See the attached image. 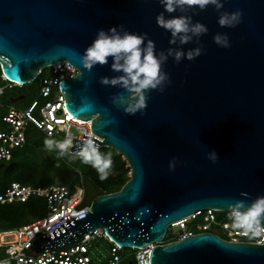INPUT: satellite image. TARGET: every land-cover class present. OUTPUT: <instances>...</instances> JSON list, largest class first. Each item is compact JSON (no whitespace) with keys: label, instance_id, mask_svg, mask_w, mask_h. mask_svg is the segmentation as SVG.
I'll return each mask as SVG.
<instances>
[{"label":"water","instance_id":"95a60500","mask_svg":"<svg viewBox=\"0 0 264 264\" xmlns=\"http://www.w3.org/2000/svg\"><path fill=\"white\" fill-rule=\"evenodd\" d=\"M237 9L242 22L232 29L217 25L211 7L193 15L208 29L200 39L203 54L179 64L169 59L164 70L171 85L149 94L143 116H128L109 100L118 89L98 83L118 73L107 64L88 72L80 56L98 29L117 25L147 33L157 50L167 49L169 34L155 24L163 10L158 0H0L2 77L25 86L41 71L68 63L77 74L58 86L64 110L89 123L99 147L116 152L130 170L112 194L83 181L85 217L66 220L31 251L62 248L99 229L117 246L138 249L159 243L171 224L198 211H229L238 200L264 196V0H226L222 11ZM216 33H227L231 47H217ZM211 150L219 157L215 164L206 159ZM172 157L178 165L169 172ZM149 263L264 264V244L202 233L155 245Z\"/></svg>","mask_w":264,"mask_h":264},{"label":"built area","instance_id":"2783aa9c","mask_svg":"<svg viewBox=\"0 0 264 264\" xmlns=\"http://www.w3.org/2000/svg\"><path fill=\"white\" fill-rule=\"evenodd\" d=\"M43 72L45 76H42ZM76 74L77 71L65 62L45 69L37 77V79L41 77L39 96L41 99H49L53 96L52 100L46 101L41 106L38 102H33L24 110L12 106L7 108L2 118L5 128L0 131V163L11 161L13 152L25 145L29 125H33L46 137L56 140H62L67 133H70L73 138V148L70 151L76 150L85 133L101 141L92 134L87 124L80 125L68 120L69 115L64 110V99L58 86L61 81L70 79ZM2 81L5 85H0V99L6 89L23 86L9 82L4 77ZM60 111L62 113H59ZM101 148L100 146L99 150ZM84 196L83 185L70 191L65 187L35 188L11 183L5 190L0 191V207L24 204L31 199H40L46 205V215L42 219L0 232V264L4 262L6 264H150L149 256L155 245L181 241L196 234L215 232L223 240L232 243L264 244V235L253 238L232 228L230 211L205 210L171 224L164 239L159 243L148 244L138 249L117 246L103 230L99 229L91 235H86L83 240L62 248L45 249L38 253L31 251L30 246L35 240L53 233L66 220L76 217L80 220L85 217L84 214L89 208L81 206ZM97 240L108 244L107 251H103L100 256L101 263L95 262L90 256L94 242Z\"/></svg>","mask_w":264,"mask_h":264},{"label":"clouds","instance_id":"9594fccd","mask_svg":"<svg viewBox=\"0 0 264 264\" xmlns=\"http://www.w3.org/2000/svg\"><path fill=\"white\" fill-rule=\"evenodd\" d=\"M226 0H158L162 11L156 15L155 24L169 34L168 45L165 50H157L155 42L149 39L147 33H135L126 30L123 25L101 28L95 33L91 43L80 56V64L84 70L91 72L96 66L109 65L112 77H100L101 86L116 88L118 91L112 95L110 102L122 109L128 116L139 113L144 115L151 92L164 93L171 85L169 74L164 70L169 59L174 64L182 60L189 62L203 54L204 46L200 43L202 36L207 35V27L199 21H193V15L211 7L218 13L217 25L220 28L232 29L242 22V13L239 9L229 12L222 11ZM195 9L192 15L186 10ZM176 13V15H173ZM213 43L222 49L231 47L227 33H216L212 37ZM193 44L192 48L183 46ZM110 61V64H109ZM90 105L81 111H86ZM73 148V138L67 133L62 140L45 139L44 147L47 151H55L58 157L66 155L71 161L78 160L96 171L100 180H105L112 168L111 154H102L95 137L89 133ZM215 150L207 152L206 159L215 164L218 160ZM178 165L176 157H172L167 164L169 172ZM247 198L248 194H239ZM232 228L241 231L249 237L264 235V196H257L245 203L244 199L229 205ZM6 264V262H4Z\"/></svg>","mask_w":264,"mask_h":264},{"label":"trees","instance_id":"16d2710c","mask_svg":"<svg viewBox=\"0 0 264 264\" xmlns=\"http://www.w3.org/2000/svg\"><path fill=\"white\" fill-rule=\"evenodd\" d=\"M42 76H45L44 72ZM40 78H38L29 85H25L22 87H14L5 90L4 95L0 99V131L4 130L5 128L2 122V118L4 117L7 108L13 105L12 101L17 99H20V101L21 99L25 100L26 96L23 92H25L26 89H28L35 83H37L38 89L40 90ZM0 85H5V82L2 81L1 70H0ZM14 92H18V94H15ZM52 98L53 96H51L49 99H41L39 96L38 99L30 100L27 103L26 108H28L33 102H38L40 106L44 105L46 101L52 100ZM35 116L37 117L36 113ZM30 128H33L35 132L38 134V136L41 135L39 134L40 131L37 130L33 125H29L26 131L25 145L22 148L16 149L13 152L11 161L7 163H0V191L5 190L7 187L10 186L11 183H19L23 186H30L35 188L37 187L48 188L51 186L65 187L70 191H73L76 188V186H74L75 182L81 181V184L79 186H82L83 181L85 180L90 181L95 186V188L98 189L99 185L96 183V181L99 179V176L96 173V171L88 165L81 164L78 160H76V166L72 165L74 167L73 170L68 169L66 167L65 161L61 157H58V154H56L55 157H51V159L49 160L46 158L32 160L31 159L32 154L30 151L31 145H35L38 142H36L37 137L32 132L29 131ZM34 136L36 139L35 142H33ZM99 151L102 154H108V153L111 154V158H112L111 170H114V167L120 168L121 170V175L115 177V179H113L111 182L102 184L104 181L102 180L101 181L102 187L99 188L102 190L101 192L104 194L116 193L120 191V189L129 180L125 177L126 176L125 175L126 171H124L125 163L121 160V157L116 155L112 150L108 148H101ZM52 158H55L56 161H52ZM29 164L32 165L33 167H29ZM81 165L82 167L80 168ZM12 206L18 207V209L14 210L15 211L14 213H11L12 211L9 209L4 210L5 208ZM4 215H30L32 216V220L26 222L27 220L25 219V222L23 224L20 225L16 224L15 227H11V228H3L7 220L6 218H4ZM45 215H46V205L40 199H31L30 201L24 204L2 206L0 207V232L16 229L18 227L30 224L36 220L42 219L43 217H45Z\"/></svg>","mask_w":264,"mask_h":264},{"label":"rangeland","instance_id":"374dc122","mask_svg":"<svg viewBox=\"0 0 264 264\" xmlns=\"http://www.w3.org/2000/svg\"><path fill=\"white\" fill-rule=\"evenodd\" d=\"M22 92V91H21ZM15 94H18V92H14ZM25 94V100H19L17 103H12L13 107L16 108V109H19V110H24L26 108V105L27 103L32 100V99H38L39 97V89H38V86H37V83H35L34 85H32L31 87H29L28 89L25 90V92H23ZM37 129V128H36ZM38 130V129H37ZM30 132H32L36 137H37V140L35 139V136L33 138V142H38L37 144L35 145H31V159L32 160H38L40 158H46V159H51V157H55L56 156V152L53 151V152H49L45 149L44 147V144H43V141L45 139H54V138H49V137H46L43 133H40L41 134L40 136H38V134L35 132V130L33 128H30L29 129ZM42 136V137H41ZM111 150V149H110ZM113 151V150H112ZM114 152V151H113ZM116 155H118L116 152H114ZM119 156V155H118ZM120 157V156H119ZM62 159L65 161V165L68 169H71L73 170V166H76V161H71L69 157H62ZM121 160L125 163V161L122 159L121 157ZM52 161H56L55 158H52ZM29 167H33L32 165L29 164ZM82 167V165L80 166V168ZM5 168V167H4ZM124 171H126L125 173V177L127 179H129V175H130V170L128 168V165L125 163L124 165ZM118 175H121V170L120 168H116L114 167V170H110V174L108 175V177L103 181V183L101 182L102 180L98 179L96 181V183L99 185V187H102L101 185L102 184H105V183H108V182H111L113 179H115V177H117ZM102 183V184H101ZM81 184V181H78V182H75L74 183V186L78 187L79 185ZM98 187L99 191H102L100 188ZM6 209H9L11 210L12 212L11 213H14L15 209H18V207L16 206H12V207H7L5 208L4 210ZM17 211V210H16ZM6 216V217H5ZM4 218H6V224H4L3 228H11V227H15L16 224H23L25 222V219L27 220L26 222H29L32 220V216L30 215H4ZM18 226V225H17ZM107 244L106 243H103L102 240H97L94 242V246H93V250L91 251L90 253V256L91 258L97 262V263H101V254L102 252L104 251H107Z\"/></svg>","mask_w":264,"mask_h":264},{"label":"bare ground","instance_id":"6f19581e","mask_svg":"<svg viewBox=\"0 0 264 264\" xmlns=\"http://www.w3.org/2000/svg\"><path fill=\"white\" fill-rule=\"evenodd\" d=\"M67 118H68V120H73L74 122L79 123L80 125H85V124H87L88 126H90L89 123L83 122V121H81V120L73 119V118H71L70 116H67Z\"/></svg>","mask_w":264,"mask_h":264},{"label":"crops","instance_id":"0c3cea01","mask_svg":"<svg viewBox=\"0 0 264 264\" xmlns=\"http://www.w3.org/2000/svg\"><path fill=\"white\" fill-rule=\"evenodd\" d=\"M20 99L13 100L12 103H17ZM22 100V99H21ZM16 101V102H15Z\"/></svg>","mask_w":264,"mask_h":264}]
</instances>
